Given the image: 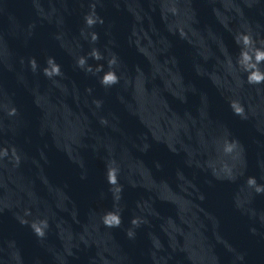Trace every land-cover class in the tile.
Wrapping results in <instances>:
<instances>
[{"label": "clouds", "instance_id": "1", "mask_svg": "<svg viewBox=\"0 0 264 264\" xmlns=\"http://www.w3.org/2000/svg\"><path fill=\"white\" fill-rule=\"evenodd\" d=\"M96 0H93L89 4V10L84 14L83 20L85 29H91V31H86L81 29L80 35L86 39L90 45H93L90 50L82 55H79L75 59V67L82 70L85 74L99 75V84L101 87L108 89L120 83L121 76L118 74L117 69L120 66L119 55L106 49L108 52L107 58L105 53L101 51L99 47L95 45L98 44L100 40L99 32L92 30L95 29L97 25L104 24V18L100 16L96 11ZM233 42L239 47V53L235 59V66H238L244 73H246L245 80L248 85L257 86L264 84V70L261 69V64H264V38H258L250 30L244 32H237L233 36ZM223 53L226 57V63L229 68H232L233 59L228 51L227 46H224ZM89 59L93 61H104L106 59L107 70H105V64L96 63L95 65L89 63ZM30 69L35 73L39 68V62L35 56L30 57L28 60ZM45 66L42 69V74L49 80H53L55 77H63L65 75L61 63L58 62L57 58L52 55L46 56L44 60ZM55 82V81H54ZM91 93L92 89H86ZM97 108L102 106V100L96 99L93 101ZM6 109L7 116L15 117L18 114V109L15 105L3 106ZM229 107L232 109L233 114L240 117L241 119H247V114L243 105L239 104L237 101H231ZM102 124H106L107 120L101 118ZM147 146H145V149ZM239 150L241 155L244 152V147L238 140H231L225 142V151L231 153L234 150ZM11 153L12 159L15 161L16 165L20 163V156L17 153V149L12 146L0 148V160L9 156ZM116 161L110 159L105 164V182L108 185V191L112 194L113 207L115 208L120 200L122 199V193L124 192V185L121 184L119 179L120 169L115 166ZM81 167H83V162L81 161ZM159 166V165H157ZM81 180L87 179L86 175H81ZM231 178V177H229ZM247 185L254 189L255 193L258 195L264 194V184H258L255 177H249L247 179ZM135 185H133L134 187ZM203 199V196H201ZM141 205L138 203L137 207ZM122 209L118 211L109 210L103 213L100 217L101 223L106 228H119L123 223ZM32 215L31 209H25L23 216H18L17 219L21 225H27L33 231L38 239H43L46 236V230L49 228V221L47 218L44 219H33L29 221L26 217ZM144 219L139 216H132L129 223L133 228H128L126 230V235L129 239H134L136 232L134 228L140 227L144 223ZM255 232V229H251ZM243 257H241L242 259Z\"/></svg>", "mask_w": 264, "mask_h": 264}]
</instances>
